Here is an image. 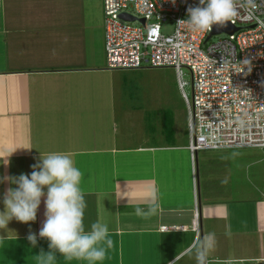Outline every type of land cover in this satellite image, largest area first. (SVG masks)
Masks as SVG:
<instances>
[{"label":"crops","instance_id":"obj_1","mask_svg":"<svg viewBox=\"0 0 264 264\" xmlns=\"http://www.w3.org/2000/svg\"><path fill=\"white\" fill-rule=\"evenodd\" d=\"M103 36L102 0H0V176L70 154L83 173L85 229L99 220L113 240L96 264H179L207 234L209 264H264V188L246 174L251 164L239 182L225 153L193 160L188 131L177 133L173 116L167 128L169 111L141 141L121 137ZM8 187L16 185L0 183V211ZM149 205L153 215L135 214ZM45 218L42 198L35 222L0 230V264H38L41 249L50 251L39 237ZM53 264L89 262L57 253Z\"/></svg>","mask_w":264,"mask_h":264},{"label":"built area","instance_id":"obj_2","mask_svg":"<svg viewBox=\"0 0 264 264\" xmlns=\"http://www.w3.org/2000/svg\"><path fill=\"white\" fill-rule=\"evenodd\" d=\"M198 0H103L104 50L110 70L171 68L187 108L189 151L264 149V0L230 22L233 35L193 32L177 22ZM128 13L145 24L120 18ZM171 22V34L162 24ZM215 36V37H218ZM191 74L192 99L183 69ZM197 211V210H196ZM193 228L199 231L198 212ZM162 231L171 230L163 226Z\"/></svg>","mask_w":264,"mask_h":264},{"label":"clouds","instance_id":"obj_3","mask_svg":"<svg viewBox=\"0 0 264 264\" xmlns=\"http://www.w3.org/2000/svg\"><path fill=\"white\" fill-rule=\"evenodd\" d=\"M258 7V0H198L195 6H188L187 18L179 20L177 26L193 32H206L214 26H227L241 10L253 11ZM32 168L31 174L0 176V183L16 185L3 193L0 230H8L13 219L26 224L35 222L43 198L46 218L39 237L49 241L50 251L41 249L36 255L38 264H53L57 253L69 261L86 260L89 264L103 261L107 249L113 246V240L109 238L107 224L99 220L91 224L89 231L85 229L87 205L81 188L83 173L75 166L71 155L58 152L41 155L40 161ZM155 212L154 205H149L147 210L135 208V214L141 217H149ZM27 239L33 247L37 246L35 233L30 232ZM213 246V234H207L193 242L188 254L195 258L196 264H209L208 255ZM169 264H176V260Z\"/></svg>","mask_w":264,"mask_h":264},{"label":"rangeland","instance_id":"obj_4","mask_svg":"<svg viewBox=\"0 0 264 264\" xmlns=\"http://www.w3.org/2000/svg\"><path fill=\"white\" fill-rule=\"evenodd\" d=\"M104 11L102 0V29L104 33ZM173 24L171 22L162 24V32L171 34ZM104 37V36H103ZM221 37H213L216 42ZM104 41V38H103ZM107 66V65H106ZM184 80L188 83L185 87L189 99H192L191 74L184 68ZM113 74V85L115 89L117 124L119 135L133 141L139 140V135H146L148 130L159 126L163 114L169 111L175 120V130L181 133L187 130V108L183 94L177 83L176 72L171 68H144L139 70H117ZM154 136H158L154 134ZM198 153L199 158L207 153ZM228 155L235 170L247 168L246 172L253 179V185L264 188V149H239L230 151H219ZM245 179V177H244ZM251 179V182H252ZM249 186V185H248ZM240 189V186H238ZM238 197V196H236ZM179 264H196L193 256L189 255Z\"/></svg>","mask_w":264,"mask_h":264},{"label":"water","instance_id":"obj_5","mask_svg":"<svg viewBox=\"0 0 264 264\" xmlns=\"http://www.w3.org/2000/svg\"><path fill=\"white\" fill-rule=\"evenodd\" d=\"M120 18L123 20L129 21V22H140L142 25L145 24V19H139L133 15H130L126 12L122 13L120 15ZM240 31V28H237L230 24V22L227 23V26L221 27V26H214L212 28V32L208 35V37L205 40V43L209 41L212 37L221 35V34H227V35H233L234 33Z\"/></svg>","mask_w":264,"mask_h":264},{"label":"trees","instance_id":"obj_6","mask_svg":"<svg viewBox=\"0 0 264 264\" xmlns=\"http://www.w3.org/2000/svg\"><path fill=\"white\" fill-rule=\"evenodd\" d=\"M168 113V112H167ZM168 117L166 118V120L169 121V123L171 122L172 116L170 115V113H168ZM167 122V121H166ZM170 131L172 130V124L170 123L169 126L167 127Z\"/></svg>","mask_w":264,"mask_h":264}]
</instances>
